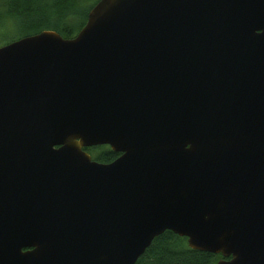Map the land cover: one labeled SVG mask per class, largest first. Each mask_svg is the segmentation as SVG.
I'll return each mask as SVG.
<instances>
[{"label": "water", "instance_id": "water-1", "mask_svg": "<svg viewBox=\"0 0 264 264\" xmlns=\"http://www.w3.org/2000/svg\"><path fill=\"white\" fill-rule=\"evenodd\" d=\"M167 231L264 264V0H100L0 47V264H136Z\"/></svg>", "mask_w": 264, "mask_h": 264}, {"label": "trees", "instance_id": "trees-1", "mask_svg": "<svg viewBox=\"0 0 264 264\" xmlns=\"http://www.w3.org/2000/svg\"><path fill=\"white\" fill-rule=\"evenodd\" d=\"M100 0H0V47L43 31H55L65 39L77 36L91 9ZM11 30L20 31L9 38ZM100 163L119 154L106 147L85 149ZM221 255L192 250L188 239L167 231L156 238L136 264H217Z\"/></svg>", "mask_w": 264, "mask_h": 264}, {"label": "rangeland", "instance_id": "rangeland-1", "mask_svg": "<svg viewBox=\"0 0 264 264\" xmlns=\"http://www.w3.org/2000/svg\"><path fill=\"white\" fill-rule=\"evenodd\" d=\"M19 34H22V32H20V31H15V30H11V32H10V39L11 38H13V37H16V36H18Z\"/></svg>", "mask_w": 264, "mask_h": 264}, {"label": "flooded vegetation", "instance_id": "flooded-vegetation-1", "mask_svg": "<svg viewBox=\"0 0 264 264\" xmlns=\"http://www.w3.org/2000/svg\"><path fill=\"white\" fill-rule=\"evenodd\" d=\"M99 147H106V148H108L109 150H111V148H110L109 146H99ZM111 151H112V150H111ZM112 152H114V151H112ZM114 153H115V152H114ZM116 154H118V153H116ZM119 156H120V154L118 155V157H119ZM118 157H117V158H118ZM117 158H116V159H117ZM116 159H115V160H116ZM115 160H114V161H115ZM112 162H113V161H112ZM110 163H111V162H110ZM29 250H30V249H27V248L24 249V251H29Z\"/></svg>", "mask_w": 264, "mask_h": 264}]
</instances>
